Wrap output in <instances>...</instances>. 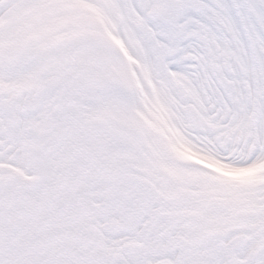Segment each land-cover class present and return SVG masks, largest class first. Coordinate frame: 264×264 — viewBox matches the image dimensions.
Listing matches in <instances>:
<instances>
[{"label":"snow or ice","instance_id":"obj_1","mask_svg":"<svg viewBox=\"0 0 264 264\" xmlns=\"http://www.w3.org/2000/svg\"><path fill=\"white\" fill-rule=\"evenodd\" d=\"M0 264H264V0H0Z\"/></svg>","mask_w":264,"mask_h":264}]
</instances>
